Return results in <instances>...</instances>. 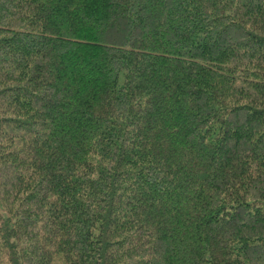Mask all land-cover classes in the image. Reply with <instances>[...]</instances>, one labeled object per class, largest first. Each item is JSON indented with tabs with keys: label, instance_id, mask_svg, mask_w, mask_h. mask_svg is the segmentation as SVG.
<instances>
[{
	"label": "trees",
	"instance_id": "obj_1",
	"mask_svg": "<svg viewBox=\"0 0 264 264\" xmlns=\"http://www.w3.org/2000/svg\"><path fill=\"white\" fill-rule=\"evenodd\" d=\"M0 264H264V0H0Z\"/></svg>",
	"mask_w": 264,
	"mask_h": 264
}]
</instances>
